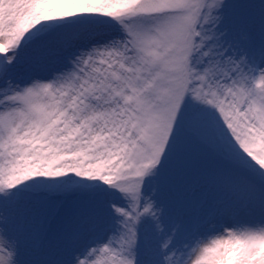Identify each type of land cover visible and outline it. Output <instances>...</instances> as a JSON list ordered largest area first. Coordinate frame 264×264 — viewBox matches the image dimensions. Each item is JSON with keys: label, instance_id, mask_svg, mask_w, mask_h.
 <instances>
[{"label": "snow or ice", "instance_id": "1", "mask_svg": "<svg viewBox=\"0 0 264 264\" xmlns=\"http://www.w3.org/2000/svg\"><path fill=\"white\" fill-rule=\"evenodd\" d=\"M0 264H264V0H0Z\"/></svg>", "mask_w": 264, "mask_h": 264}]
</instances>
